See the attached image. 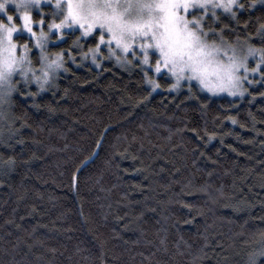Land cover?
I'll return each instance as SVG.
<instances>
[{"label":"trees","instance_id":"trees-1","mask_svg":"<svg viewBox=\"0 0 264 264\" xmlns=\"http://www.w3.org/2000/svg\"><path fill=\"white\" fill-rule=\"evenodd\" d=\"M239 4L215 38L264 47V2ZM78 34L47 47L62 71L0 103V264H264V77L241 98L154 89Z\"/></svg>","mask_w":264,"mask_h":264},{"label":"snow or ice","instance_id":"snow-or-ice-1","mask_svg":"<svg viewBox=\"0 0 264 264\" xmlns=\"http://www.w3.org/2000/svg\"><path fill=\"white\" fill-rule=\"evenodd\" d=\"M43 3L44 0H0V103L6 102L14 90L15 75L25 82L35 79L42 88L41 81H47L56 69L63 66L62 53L55 59H49L44 53L48 33L41 29L37 35L33 29L31 9L42 8ZM236 5L237 0H55L57 11L52 15L62 19L58 23L53 19L48 27L56 29L61 36L64 35L63 29H73L76 25L83 36L98 28L99 41L94 49H89L97 67L101 65L96 54L102 52V45L107 40L109 54L117 61L127 59L129 55L140 56V63L149 65L156 73H161L162 69L171 73L175 78L171 88L180 86L182 80L197 81L210 92L227 91L230 95H242L247 91L242 87V81L248 78L249 71L259 72L264 77V47L256 49L248 45L247 51L243 52L238 45L225 41L223 30L219 38H215L217 33L213 25L219 20L217 10L223 9L235 17L233 8ZM239 7L243 8V5ZM16 14L23 22V29L35 38L41 51V74L31 68V60L26 55L27 41L23 46L25 54H18L20 49L13 39V33L19 31ZM44 19L42 16L39 23L43 24ZM260 31L264 33V26ZM79 39L77 37L74 43ZM117 49L125 56L117 55ZM257 53L256 67L249 69L248 57ZM153 58L154 66L151 64ZM241 70L244 75L240 74ZM145 76H148L147 71ZM150 83L154 89L160 87L155 80ZM232 122L236 123V120L233 118ZM260 255H264V251ZM250 264H256L254 258Z\"/></svg>","mask_w":264,"mask_h":264},{"label":"rangeland","instance_id":"rangeland-1","mask_svg":"<svg viewBox=\"0 0 264 264\" xmlns=\"http://www.w3.org/2000/svg\"><path fill=\"white\" fill-rule=\"evenodd\" d=\"M239 2H240V0H237V5L234 6L233 11H234V9L239 8V5H240ZM263 2H264V0H257V3H263ZM54 4H55V0H44V3H43L42 8H43L44 6H46V7H50V9H51L52 12L57 11V10L55 9V7H54ZM42 8H36V7H33V8L31 9L32 14H33V13H36V14H38V16H39V18H38L37 20H34V19L32 18V19H33V29H34V31L37 33V35H39L41 29H43L44 32L48 33V38H47V41H46V46H45V48H44V53L47 54V56H48L49 59H55L56 56H57L58 54H61V53L63 54V55H62V64H63V66H62L61 68H59V69H56L55 72L62 71V70L64 69V63H65L64 53H68V54H69V50H65V51L58 52V53H49V52L47 51V47H48L50 44H52L54 41H56L55 43H59V42L63 41V40L67 37L68 34H71V33L74 32V31H78L79 34H78L73 40L76 41V40H77V37H80V39H79V42H78V43H74V44L78 45L79 48H83V46H84L83 43H86L88 40H90L92 37H94V45L91 46V47H89L88 49H94V48H95L96 43L99 41V29H98V28L95 29V30H94L91 34H89L88 36H83V35H82V30L79 28L78 25H76V26H74L73 29H68V28L63 29L62 31L64 32V35L61 36V35L57 32L56 29H51V30H50L49 27H48L49 24L47 25L46 29H44V28H43V27H44V23H43V24H40V23H39L41 17H42V16L45 17V15H46V14H45V11H44ZM12 11H13V13H15V9H14V7L12 8ZM218 11H223V12H225L223 9H218V10H217V13H218ZM226 13H228V12H226ZM16 15H17V21H16V22H17L18 25H19V31L16 32V33H13V39L16 41L17 45L19 46V49H22V46L19 44V40L17 39V36L27 35L29 38L32 39V41H33V45H34L33 47H34V49L38 52L39 57H40V56H41V51H40V49L36 46L35 38L32 37L31 34L28 33L26 30L23 29V22L19 20V18H18V14H16ZM51 18L56 19V22H57V23L59 22V19H62V17L54 18L53 15H52ZM4 19L6 20V17H4ZM52 21H53V20H51L49 23H51ZM105 31H106V30H105ZM54 34H57V37H56L55 40H53V36H54ZM62 39H63V40H62ZM74 41H73V42H74ZM237 45L242 49L243 52H246V51H247V48H248V47H246V46H242V45H239V44H237ZM112 46H113V48H114V47H115V44L113 43ZM88 49H87V50H88ZM137 51H139V49H137ZM18 54H25V53L23 52V49H22V52H19ZM27 54H28V52L26 53V55H27ZM86 55H88L89 57L92 58V53H91V52H89V51L86 52ZM86 55H84V56L86 57ZM96 55H97V57L100 56L101 59H103V60H106V59H108V58H112V59H114L115 61H117V59H116L115 56H112V55L109 54V49H108V46H107V40H106L105 43L102 45V52H101V53H97ZM117 55H120L121 57L125 56V54H124L122 51H120L119 49H117ZM81 57H82V56H81ZM140 59H141L140 56L132 57V56L129 55V56L127 57V59H121L120 61H117V62H123V64H125V62L131 61V62H130V63H132L131 66H133V65H134V66H137V65H138V66L140 67V70H141L142 73L144 74V76H145V71L148 72V76H147V77L145 76L148 82H150V80H155V81H156L157 78L160 77L162 74H166V75L169 76V78L172 79V83H175V78L171 75V73H168V72H167L166 70H164V69H162L161 73H156V72L152 69V67H150L149 65H143V64H141V63H140ZM70 60H72V57L70 58ZM258 60H259V53H257V54L254 55V56H249V57H248V61H247L248 68L251 69V68L256 67V64H257V61H258ZM134 63H135V64H134ZM136 64H137V65H136ZM151 64L154 66V64H155V59H154V58L152 59ZM138 66H137V67H138ZM262 68H264V66H262ZM41 69H42V68H40V70H38L36 73H37V74H41ZM240 74H241V75H244L243 70H241V73H240ZM29 76H31V73H29ZM50 76H51V75H50ZM50 76H49V78H50ZM247 77H248V78H247L246 80H243V81H242V87H243L244 89H247V91H248V89H249L251 86L255 85V84L259 81L261 75H260L259 72L252 73L251 71H249V72L247 73ZM49 78H48V79H49ZM250 81H251V82H250ZM14 82H15L16 84H21V83L24 82V79H23L22 77H20L19 75H15L14 78H13V84H14ZM188 84H194V85L197 86L201 91H203L204 93H206L207 95L212 96V97H221V96H223V97H230V98H241V97H243V96L247 93V91H244L242 95H241L240 93H237L236 95H230L227 91L210 92V91H208L207 89L202 88V87L199 85V83H198L197 81H191V82H188V81H183V80L180 82V86H178V87H176V88H172V90H173V91H178L182 86H184V85H188Z\"/></svg>","mask_w":264,"mask_h":264},{"label":"bare ground","instance_id":"bare-ground-1","mask_svg":"<svg viewBox=\"0 0 264 264\" xmlns=\"http://www.w3.org/2000/svg\"><path fill=\"white\" fill-rule=\"evenodd\" d=\"M244 4V3H243Z\"/></svg>","mask_w":264,"mask_h":264}]
</instances>
